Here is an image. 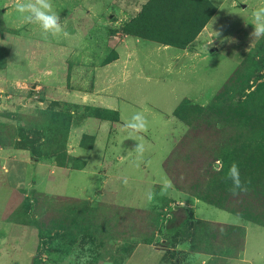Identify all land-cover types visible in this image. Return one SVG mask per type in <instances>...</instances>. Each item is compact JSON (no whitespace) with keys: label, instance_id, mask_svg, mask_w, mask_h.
<instances>
[{"label":"rangeland","instance_id":"374dc122","mask_svg":"<svg viewBox=\"0 0 264 264\" xmlns=\"http://www.w3.org/2000/svg\"><path fill=\"white\" fill-rule=\"evenodd\" d=\"M51 2L67 37L45 34L24 21L16 0H0V192H9L0 264H26L29 234L19 227L37 236L29 264H196L199 257L252 264L237 260L245 225L264 228V38L242 26L264 0H246L235 20L221 11L217 37L231 47L245 43L241 60L206 104L182 102L176 117L183 130L163 164L173 187L153 191L143 208L107 204L99 186L65 196V169L83 167L66 152L72 119L115 117L71 103L69 94L91 93L96 68L114 59L125 37L183 47L214 7L208 0ZM229 65L223 61L222 70ZM92 141L85 135L81 145ZM233 162L248 187L236 196L224 179ZM224 212L228 220L217 221Z\"/></svg>","mask_w":264,"mask_h":264},{"label":"crops","instance_id":"0c3cea01","mask_svg":"<svg viewBox=\"0 0 264 264\" xmlns=\"http://www.w3.org/2000/svg\"><path fill=\"white\" fill-rule=\"evenodd\" d=\"M208 1L214 12L187 45L177 47L129 35L115 45L114 59L96 68L91 93L69 94L71 103L92 105L115 117L72 119L66 152L84 165L78 170L65 169V196L81 198L99 186L105 203L143 208L146 193L161 189L163 181L170 180L163 164L173 148L174 138L183 130L174 114L176 108L185 100L203 105L214 97L239 65L245 45L231 47L217 33L224 28L218 23L223 16L221 11L233 12L234 19L238 16L236 10L241 7L242 11L247 10L246 0ZM246 15L250 22L244 23L242 29L253 30L252 14ZM223 61L230 63L229 72L222 70ZM136 112L147 118L148 131L130 138L125 124ZM85 135L93 137L89 147L81 145ZM138 142L145 146L142 158L135 151ZM129 168L135 173L126 170ZM125 177L127 185L122 183ZM8 195L7 190L0 192V213ZM228 216L218 214L216 219L225 222ZM10 225L5 223L2 227ZM22 229L19 227L17 231L29 234L25 242L29 241L30 252L26 255L29 264L38 241L34 231ZM237 262L264 264L263 227L245 225L244 250ZM196 264L209 263L199 257Z\"/></svg>","mask_w":264,"mask_h":264},{"label":"clouds","instance_id":"9594fccd","mask_svg":"<svg viewBox=\"0 0 264 264\" xmlns=\"http://www.w3.org/2000/svg\"><path fill=\"white\" fill-rule=\"evenodd\" d=\"M16 10L23 15L25 22L38 24L45 34L52 36L63 34L66 37L69 35L65 31L60 15L55 12L51 0H16ZM251 25L253 26V31L250 35L253 39L264 38V7H259L253 11ZM125 127L130 130V138H137L140 134L148 131V120L142 112H136L131 120L125 124ZM135 151L138 158H142L145 152L144 144L142 142L136 143ZM224 179L231 180L232 186L229 191L233 196L248 191L247 182L241 181L237 163L233 162L230 165ZM127 182V178H123L122 183L127 185ZM172 187L171 181L165 179L162 183L160 194H167L168 189ZM154 198L155 193L149 190L146 193L147 203H151Z\"/></svg>","mask_w":264,"mask_h":264},{"label":"trees","instance_id":"16d2710c","mask_svg":"<svg viewBox=\"0 0 264 264\" xmlns=\"http://www.w3.org/2000/svg\"><path fill=\"white\" fill-rule=\"evenodd\" d=\"M213 12H214V8H213ZM212 14H213V13H212ZM212 14H211V15H212ZM206 22H207V21H206ZM206 22H205V23H206ZM203 24H204V23H203ZM203 24H202V25H203ZM202 25H201V27H202ZM201 27H200V29H201ZM200 29H198L197 32H198ZM197 32H196V33H197ZM194 36H195V35H194ZM194 36H193V37H194ZM190 41H191V40H190ZM190 41H189V42H190ZM189 42H188V43H189ZM164 43H167V42H164ZM168 44H170V43H168ZM171 45H173V44H171ZM175 46H176V45H175ZM182 104H183V103H181V104L176 108V110H175V112H174L175 116H178V111H179V109L181 108ZM82 165H84V163H82ZM211 264H216V263L213 262V263H211Z\"/></svg>","mask_w":264,"mask_h":264}]
</instances>
